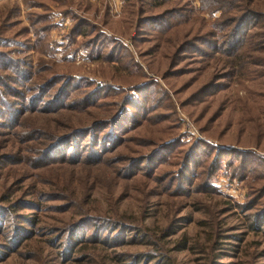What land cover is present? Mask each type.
<instances>
[{
  "label": "rangeland",
  "instance_id": "obj_1",
  "mask_svg": "<svg viewBox=\"0 0 264 264\" xmlns=\"http://www.w3.org/2000/svg\"><path fill=\"white\" fill-rule=\"evenodd\" d=\"M262 211L264 0H0V264H264Z\"/></svg>",
  "mask_w": 264,
  "mask_h": 264
},
{
  "label": "trees",
  "instance_id": "obj_2",
  "mask_svg": "<svg viewBox=\"0 0 264 264\" xmlns=\"http://www.w3.org/2000/svg\"><path fill=\"white\" fill-rule=\"evenodd\" d=\"M263 212V211H262ZM264 213V212H263ZM263 221V220H262Z\"/></svg>",
  "mask_w": 264,
  "mask_h": 264
}]
</instances>
